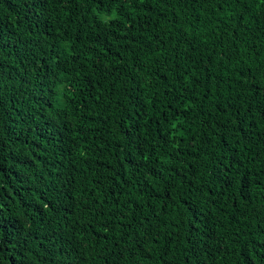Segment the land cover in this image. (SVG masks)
Segmentation results:
<instances>
[{
  "label": "trees",
  "instance_id": "trees-1",
  "mask_svg": "<svg viewBox=\"0 0 264 264\" xmlns=\"http://www.w3.org/2000/svg\"><path fill=\"white\" fill-rule=\"evenodd\" d=\"M0 264H264V0H0Z\"/></svg>",
  "mask_w": 264,
  "mask_h": 264
}]
</instances>
